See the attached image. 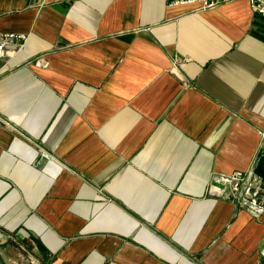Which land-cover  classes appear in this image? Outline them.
<instances>
[{"label":"crops","instance_id":"0c3cea01","mask_svg":"<svg viewBox=\"0 0 264 264\" xmlns=\"http://www.w3.org/2000/svg\"><path fill=\"white\" fill-rule=\"evenodd\" d=\"M201 6L0 0L14 264H264V17Z\"/></svg>","mask_w":264,"mask_h":264},{"label":"built area","instance_id":"2783aa9c","mask_svg":"<svg viewBox=\"0 0 264 264\" xmlns=\"http://www.w3.org/2000/svg\"><path fill=\"white\" fill-rule=\"evenodd\" d=\"M171 6L176 4H191L200 3L203 10L211 9L220 6L221 4L229 3L234 0H167ZM252 9L259 16L264 17V0H248ZM27 39L23 35L15 34H0V56H14L16 52L22 49ZM253 175V172H240L233 175H228L223 178V184L231 188L234 193H239L242 184L246 181L247 177ZM251 188L248 187L246 192H250Z\"/></svg>","mask_w":264,"mask_h":264},{"label":"water","instance_id":"95a60500","mask_svg":"<svg viewBox=\"0 0 264 264\" xmlns=\"http://www.w3.org/2000/svg\"><path fill=\"white\" fill-rule=\"evenodd\" d=\"M0 259H1V261H3V262L6 263V264H14V262L11 261V260L8 258L6 252L4 251V249H3L1 246H0Z\"/></svg>","mask_w":264,"mask_h":264}]
</instances>
